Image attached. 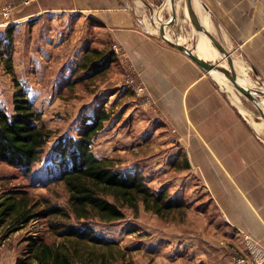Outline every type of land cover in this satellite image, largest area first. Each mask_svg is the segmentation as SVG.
<instances>
[{"label":"rangeland","instance_id":"374dc122","mask_svg":"<svg viewBox=\"0 0 264 264\" xmlns=\"http://www.w3.org/2000/svg\"><path fill=\"white\" fill-rule=\"evenodd\" d=\"M42 1L33 0L26 4L24 0H0V20L5 25L9 23L0 28V105L8 112L9 109L13 111V97L17 91L14 78L17 79L41 114L42 121L53 131L44 154L45 163L50 161L52 148L58 139L62 136L76 137L82 119L105 103L112 118L95 139V155L112 158L116 171L125 175L139 174L153 191L166 189L170 196L182 198L187 203L186 207L164 217L148 212L140 205L137 213L125 208L124 220L91 223L96 233L113 245L82 243L79 244L81 251L92 252L99 258L104 255L106 260L103 264H212L209 255L218 252L228 264H233V252H245V234H241L242 237L238 238L242 239L237 242L240 239L230 238L224 232L207 183L187 174L190 165L186 169L181 158H172L175 148L169 149L164 142L167 136L165 126L158 129L161 131L158 134L153 131L156 123H150L147 115L136 118L135 113L139 110L150 112L148 97L145 90L139 91L140 87H145L138 72L134 71L130 62H123L111 32L100 21L91 18L90 11L47 15L18 22L27 9ZM180 1L182 8L177 13L178 20L169 28L174 36L184 35L186 44L192 49L197 42L195 32L198 31L191 20L188 22L185 18L183 8L187 7V0ZM167 4V0H117L115 7L118 10L133 8L141 15V28L151 38L168 45L160 32L152 31L163 24H158L156 20L160 10L162 22L166 23L172 17L173 11H168ZM10 27L13 29L11 33L8 32ZM213 35L225 44L235 61L243 60L237 52V45L219 34L215 27ZM95 49L102 51V57L112 49L116 53L114 61L97 74L80 68L86 54L91 55V61L101 58L92 55ZM7 59L12 60V73L8 70ZM102 63L101 60L99 65ZM241 63L248 68L254 88L264 89V76L256 75L247 61ZM226 67L229 68L228 63ZM225 90L239 110L246 111L242 113L251 122H264L258 108L250 100L236 89L225 87ZM254 129L264 140V128L261 132L255 126ZM14 192L26 193L23 197L35 207L34 213L49 205L69 209L70 194L66 186L60 182L48 183L43 164L37 165L27 175L20 168L0 162V198ZM51 221L54 220L32 221L15 232H11L12 224L7 222L0 226V248L5 244L6 253L11 251L13 264H16L27 245V237L38 235L49 242H61L62 239L50 229ZM3 257L0 254V259ZM95 264H102L101 259Z\"/></svg>","mask_w":264,"mask_h":264},{"label":"crops","instance_id":"0c3cea01","mask_svg":"<svg viewBox=\"0 0 264 264\" xmlns=\"http://www.w3.org/2000/svg\"><path fill=\"white\" fill-rule=\"evenodd\" d=\"M200 1L219 34L237 45L241 62L264 76V0ZM116 2L43 0L18 22L90 11L111 32L123 62L132 64L145 87L150 112L139 110L136 118L147 115L158 134L165 126L164 142L175 148L172 158H181L190 165L187 174L207 183L224 232L237 242L248 234L264 246V140L212 74L185 53L151 38L141 28V15L133 8L118 10ZM3 24L0 20V28L9 25ZM5 247L0 248V264H13ZM214 254L209 255L212 264H228L221 252Z\"/></svg>","mask_w":264,"mask_h":264},{"label":"trees","instance_id":"16d2710c","mask_svg":"<svg viewBox=\"0 0 264 264\" xmlns=\"http://www.w3.org/2000/svg\"><path fill=\"white\" fill-rule=\"evenodd\" d=\"M12 30L10 27L8 32ZM93 54L101 56L102 51L95 49ZM90 56L86 54L80 68L97 74L114 61L116 53L112 49L101 56V65L100 59L91 61ZM11 63V59L6 60L10 73L14 72ZM14 83L17 91L13 97L12 113L0 105V162L20 168L27 175L37 165L43 164L47 182L63 183L70 194L69 209L49 205L38 213L33 212L35 207L23 197L26 193L14 192L0 198V226L10 222L11 232H15L32 221L52 219L50 229L62 239L61 242H49L38 235L27 237V245L16 264H95L99 259L103 264L106 260L104 255L99 258L92 252L81 251L79 247L82 243L113 245L100 237L91 223L124 220L125 208L137 213L140 205L161 217L187 206L182 198L170 196L166 189L153 191L139 174L125 175L116 171L112 158L95 155V139L112 118L105 103L82 119L76 137L59 138L52 148L50 161L44 163L53 131L42 121L41 114L20 82L14 78ZM186 169H189V164Z\"/></svg>","mask_w":264,"mask_h":264},{"label":"bare ground","instance_id":"6f19581e","mask_svg":"<svg viewBox=\"0 0 264 264\" xmlns=\"http://www.w3.org/2000/svg\"><path fill=\"white\" fill-rule=\"evenodd\" d=\"M167 1H168V4H167L168 11H171L172 12L173 9H172L171 0H167ZM138 3L140 4V1H138ZM139 4H137L138 7H140ZM181 5H182L181 4V1L180 0H176V10H177V13L179 11H181L180 10L182 8ZM138 7H137V9H139ZM194 7L196 8V10L198 12L199 18H200L203 26L206 29L212 31V33H213V29H214L213 21L211 19L210 13L206 10L205 6L201 3L200 0H194ZM183 10L185 12V18L189 22L190 21V18H189L188 8L185 6L183 8ZM160 11L158 12V14H156V20H157V23L158 24L164 23V22H162V17H160ZM150 24H149V26H151ZM152 31L155 32V33H159L160 32L159 25L156 26L155 28H153ZM195 33L197 34V42H196L195 46L192 48L194 50V53L197 56H199L200 58H202V59H204V60H206L208 62L217 63V64H220L223 67H226L227 66V63L225 61V58H223L220 55V53L217 50V48L214 47V45L211 42V39L205 33H203V32H195ZM165 37L167 39H169V40H172V41L174 40V37L175 38L177 37V40H178V42L180 44L186 45V46H188V47L191 48V46L189 44H186V37L184 35H175L174 36V33L169 28V26L168 27L167 26L165 27ZM187 39H188V37H187ZM234 65H235L236 71H237V73L239 75V78H238L239 83L241 85L245 86V87H252V88H254V85L252 84V81L250 79V76L248 75V71L249 70L247 69V67L244 64H242L241 61H235V60H234ZM239 73H241L242 76ZM212 76L216 79V81H218V83H220L221 85H224L229 90H234L235 89V87L232 84V82L229 80L228 77H226V75L224 73L216 71V72H212ZM262 90H264V89H262ZM233 93H235V92H233ZM262 102H263V105H264V97L262 98ZM242 111L244 113H246L245 110L242 109ZM251 123L260 132L264 128V122L263 123H257V122H255V121L252 120Z\"/></svg>","mask_w":264,"mask_h":264},{"label":"water","instance_id":"95a60500","mask_svg":"<svg viewBox=\"0 0 264 264\" xmlns=\"http://www.w3.org/2000/svg\"><path fill=\"white\" fill-rule=\"evenodd\" d=\"M172 9H173V15L168 20V22L163 23L160 28V35L161 38L170 46L174 47L175 49L181 51L182 53H185L191 60H193L195 63H197L204 71H206L209 74H212V72H222L226 75V77L229 78V80L234 85L235 89L244 97H246L248 100H250L259 110L261 118L264 120V105L262 102L261 97H264V90L255 89L252 87H245L241 85L238 81L239 75L236 71L235 65H234V59L232 57V53L228 51L227 47L223 42H221L219 39H217L213 33L206 29L198 15V12L196 8L194 7V1L193 0H187V8L189 13V18L192 22V24L195 26L196 30L198 32L205 33L210 39L212 44L215 48L219 51L220 55L227 60L229 69L227 67H223L220 64L208 62L199 56H197L194 53V50L189 48L188 46L182 45L178 42V40H169L165 37V27L170 26L172 23L176 22L178 20L177 16V10H176V0H171Z\"/></svg>","mask_w":264,"mask_h":264},{"label":"built area","instance_id":"2783aa9c","mask_svg":"<svg viewBox=\"0 0 264 264\" xmlns=\"http://www.w3.org/2000/svg\"><path fill=\"white\" fill-rule=\"evenodd\" d=\"M26 4L31 3L33 0H24ZM144 89L140 87L139 91ZM244 249L243 254L233 252L232 263L233 264H264V246L256 239L248 234L244 237Z\"/></svg>","mask_w":264,"mask_h":264}]
</instances>
